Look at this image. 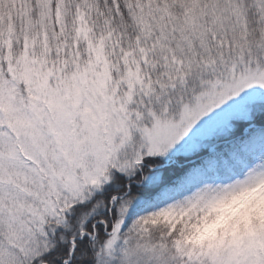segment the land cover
Wrapping results in <instances>:
<instances>
[{"label": "snow or ice", "instance_id": "snow-or-ice-1", "mask_svg": "<svg viewBox=\"0 0 264 264\" xmlns=\"http://www.w3.org/2000/svg\"><path fill=\"white\" fill-rule=\"evenodd\" d=\"M0 264H264V0H0Z\"/></svg>", "mask_w": 264, "mask_h": 264}]
</instances>
